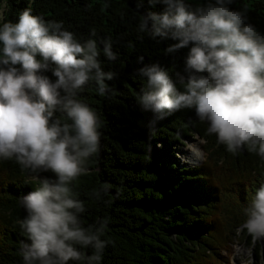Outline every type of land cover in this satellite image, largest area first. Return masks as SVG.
Masks as SVG:
<instances>
[{
    "label": "trees",
    "instance_id": "16d2710c",
    "mask_svg": "<svg viewBox=\"0 0 264 264\" xmlns=\"http://www.w3.org/2000/svg\"><path fill=\"white\" fill-rule=\"evenodd\" d=\"M208 2L185 0L193 8ZM26 8L47 22H62L81 43L94 39L101 68L115 74L105 81L106 94L90 80L75 96L96 112L101 136L98 152L84 163L87 171L69 187L73 198L84 203L81 225L93 230L105 225L99 236L106 247L99 261H89L95 250L76 245L83 258L68 264H229L223 252H230L234 241L253 243L242 225L264 184V158L247 146L228 152L194 108L158 119L139 103L148 90L147 78L139 73L146 65L159 64L178 90H185L179 77L187 75L185 58L192 45L168 53L166 48L177 41L139 28L148 12H162L164 6L149 0L142 6L138 0H0V25L16 22ZM229 8L246 13V23L264 35V0H233ZM105 41L111 42L115 60L105 57ZM42 74L56 79L51 70ZM54 118L71 123L61 112ZM193 136L203 140L204 160L180 168L173 151ZM43 179L55 181L56 176L0 158V264H24L22 249L30 240L19 223L27 215L22 197ZM254 255L264 259V249L255 244Z\"/></svg>",
    "mask_w": 264,
    "mask_h": 264
},
{
    "label": "clouds",
    "instance_id": "9594fccd",
    "mask_svg": "<svg viewBox=\"0 0 264 264\" xmlns=\"http://www.w3.org/2000/svg\"><path fill=\"white\" fill-rule=\"evenodd\" d=\"M232 2L209 0L193 8L185 0H149L164 10L148 12L140 30L177 41L166 48L168 53L192 46L185 58L187 75L179 77L185 90L179 91L159 64L146 65L139 73L147 78L148 90L139 103L158 119L194 108L228 152L247 146L264 158V35L246 23V13L229 8ZM0 45V158L56 176L55 181L40 180L22 197L27 215L19 223L30 240L22 249L24 264L79 261L83 254L76 245L92 247L95 252L87 259L99 261L106 247L99 236L105 225L95 230L81 225L84 203L73 198L69 185L87 171L84 163L98 152L101 133L96 112L75 96L90 80L106 94L105 81L115 74L101 68L94 39L81 43L62 22H47L27 8L16 22L0 25ZM103 53L108 60L117 58L110 41L104 42ZM49 70L54 81L42 74ZM57 112L71 123L54 118ZM246 217L242 227L254 240L264 239V184Z\"/></svg>",
    "mask_w": 264,
    "mask_h": 264
},
{
    "label": "rangeland",
    "instance_id": "374dc122",
    "mask_svg": "<svg viewBox=\"0 0 264 264\" xmlns=\"http://www.w3.org/2000/svg\"><path fill=\"white\" fill-rule=\"evenodd\" d=\"M190 142H197L201 146V150L203 152V140L193 136L191 138H187L184 142V146L180 147L173 151V155L178 161V166L181 167H193L202 162L204 160V152L203 157L200 161L196 163H192L189 153L186 151L188 144ZM239 234V232L237 233ZM253 240V243H249L246 238L238 239L234 241L231 245L230 252H223L229 258V264H264L263 258H256L254 255L255 252V244L261 249H264V239Z\"/></svg>",
    "mask_w": 264,
    "mask_h": 264
},
{
    "label": "bare ground",
    "instance_id": "6f19581e",
    "mask_svg": "<svg viewBox=\"0 0 264 264\" xmlns=\"http://www.w3.org/2000/svg\"><path fill=\"white\" fill-rule=\"evenodd\" d=\"M186 151L189 153L192 163L200 161L203 157L201 146L197 142H190Z\"/></svg>",
    "mask_w": 264,
    "mask_h": 264
}]
</instances>
